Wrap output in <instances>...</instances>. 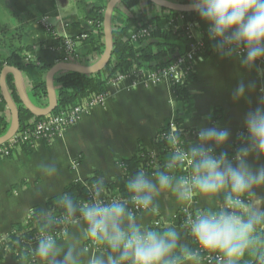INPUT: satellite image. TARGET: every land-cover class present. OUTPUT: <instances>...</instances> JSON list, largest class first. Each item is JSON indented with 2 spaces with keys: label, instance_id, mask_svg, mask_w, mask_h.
I'll return each mask as SVG.
<instances>
[{
  "label": "crops",
  "instance_id": "obj_1",
  "mask_svg": "<svg viewBox=\"0 0 264 264\" xmlns=\"http://www.w3.org/2000/svg\"><path fill=\"white\" fill-rule=\"evenodd\" d=\"M109 1L82 0L81 3L84 4L79 6L78 0H0V23L15 27L19 24V19H27L24 44L33 47L30 53L32 57L53 67L64 62L62 59L65 51L53 43L52 35L45 28V24L52 26L57 33L78 39L71 63L93 67L101 63L105 51L100 52L97 48L102 39L90 21L95 16L92 8L107 6ZM168 1L185 3L186 0ZM123 11L139 20L152 14L164 15L159 26L166 28L169 25L166 17L168 13L157 6H149L145 0L131 12ZM86 31H91L89 37L81 38ZM196 36H199L197 31ZM9 54L10 51L0 45V61ZM244 59L246 54L233 55L218 51L198 60L194 78L188 85L192 93V111L182 124L176 125V135L183 136L182 141L187 149L203 147L211 152L230 148L237 141L240 132L247 129L246 118L249 113H254L257 108H264V58L257 60L252 66L244 64ZM1 72L0 67V75ZM21 73L24 90L30 101L37 108H45L47 105L40 106L32 101L30 92L34 86L46 80L48 71L26 67ZM62 73L57 72L54 77ZM132 82L133 79L129 78L120 85L109 84L108 100L104 106L93 108L76 125L63 130L52 140L37 142L32 153L18 148L11 157L0 158V240L9 234L13 224L25 222L33 207L41 206L46 210V200L61 195L69 183L83 182L95 171L102 173L105 182L118 178L122 175L119 161L135 155L140 144L153 154L159 152L154 138L167 121H174L177 117L172 85L166 81L157 85L141 84L134 87ZM13 85L20 98L14 75ZM241 85L244 86V94L237 96V89ZM54 87L56 88L55 82ZM8 88L14 99L13 90L9 86ZM216 109L222 110V117L218 120L212 118ZM0 114L5 115L12 124V114L1 98ZM209 127L226 130L227 141L221 145L201 141L200 131ZM176 162L164 174L170 180V186L166 189L160 188L158 177L144 173L146 179L156 185V192L147 208L136 214L130 213L134 214V222L142 231L152 230L158 234H166L174 230L177 233V247L167 259H175L177 264H205L195 255L193 259L185 258L186 254H192L191 247L195 238L189 224L182 223L179 215L184 208L193 216L218 210L228 189L216 195L200 192L194 197V202L179 199L176 189L180 178L176 173ZM229 162L233 167L238 164L236 158ZM246 164L253 172L264 169V154L250 151ZM254 191L253 199L264 202V185L257 186ZM111 202L113 201L108 203ZM93 203L97 201L94 200ZM65 224L63 236L55 241L54 257L41 258L37 252L38 244L34 241L27 243L28 249L36 251V264H53V260L55 264H63L70 250L76 264H90L91 260L97 258L107 264L109 255L118 258L119 253L111 250L103 252L96 247L95 241L88 242L91 238L86 235L87 225L82 217ZM124 227L127 228V221L124 222ZM1 250L3 256L0 264H30L18 260L3 247Z\"/></svg>",
  "mask_w": 264,
  "mask_h": 264
},
{
  "label": "trees",
  "instance_id": "obj_2",
  "mask_svg": "<svg viewBox=\"0 0 264 264\" xmlns=\"http://www.w3.org/2000/svg\"><path fill=\"white\" fill-rule=\"evenodd\" d=\"M142 0H123L114 9L112 14V39L113 52L110 61L100 72L95 74H84L76 71H64L62 74L54 77L55 92L57 95L58 105L51 114H60L70 112L76 105L82 103L85 99L93 95L107 92L109 84L119 75H129L134 71H155L165 69L173 65L178 57L184 56L190 50V44L199 39L203 46L198 51L204 50L203 57H207L218 51H226L233 55H238L237 52L242 47H236L234 44H227L222 39H211L209 34L210 25L202 21L196 11L193 12H178L160 8L166 11L169 25L166 28L159 26V21L164 15L152 14L146 19L139 20L134 15L125 14L123 10L131 12L139 6ZM82 0H78L79 6ZM147 2V1H146ZM186 0L185 3H188ZM149 6L156 5L147 2ZM158 7V6H157ZM106 6H94L92 11L95 16L90 18L92 26L96 28L101 37V42L97 46L100 52L105 51L104 40V14ZM183 16L180 20L179 17ZM19 19V18H18ZM19 24L11 27L9 24L2 25L0 23V45L6 47L10 54L0 61V67L3 70L6 66L15 67L17 69L38 68L47 72L51 69V65L43 63L39 58L32 57L30 53L33 47L25 45L23 37L28 25L27 19H19ZM189 22H196V31L199 36L196 39H189L186 34V26ZM179 25V27L177 26ZM48 33L54 39L53 43L60 46L64 50L65 39L75 41V50L78 39L75 37H67L57 33L52 26L45 25ZM147 28V34H140L137 39H131L130 32ZM91 31H86L87 35ZM83 34V35H84ZM81 38H83L81 36ZM80 38V39H81ZM64 61V59H62ZM73 61V59H71ZM194 75L192 77V80ZM8 86L13 90L14 99L17 103L20 114V125L17 132H22L34 127V125L44 117L34 115L21 102L16 89L13 85V74L7 75ZM189 84L173 83L172 89L175 98V113L177 115L174 121H167L158 131L154 138L155 144L159 148V152L153 154L143 144L139 145L135 155L129 158H123L119 161L122 168V175L110 182L103 181L102 173L95 171L87 177L83 182L75 181L65 186L61 195L49 197L46 200V210L41 206L32 208L28 219L25 222L15 223L9 234L0 242V258L3 256L1 248L11 252L18 260L26 261L30 264H36V251L27 248L29 241H34L39 244L41 239L53 237L58 240V232L60 228L66 226V222H70L82 217L80 208L86 204H92L94 200L108 204L109 201L123 203L128 212L138 213L134 210L135 203L132 201L133 193L128 190V182L134 180L140 173H148L159 177L160 174H165L171 164L176 161L175 145L170 137L173 129V124H182L192 111V93L188 88ZM32 101L40 106L48 105V88L46 80L31 90ZM0 98L3 102L5 99L0 93ZM222 117V110L216 109L213 113V119L218 120ZM11 128V123L8 118L0 114V137L4 136ZM181 140L180 146L183 145V136H179ZM4 144H7L4 143ZM251 141L248 136L247 129L240 132L237 141L228 149L212 150L211 155L219 158L221 155H226V159L231 161L236 158L238 151L241 148H250ZM19 148L26 153H32L35 145L30 141H24L19 145ZM198 149V148H196ZM12 156V155H11ZM10 156V157H11ZM198 156L193 153V164L190 171L196 175L194 165L198 160ZM188 170V171H189ZM188 171L184 169L182 162H176V173L180 180L187 178ZM195 196L200 191L195 188ZM68 201H71L75 208L74 213H70L67 208ZM47 211V212H46ZM182 211V210H181ZM194 213L195 211L192 210ZM181 213V212H180ZM193 215V214H192ZM195 215V214H194ZM182 223H185L186 217L179 215ZM255 239L253 243L245 250L237 264H261L264 258V223L256 225ZM89 243L94 242L92 239ZM197 241L194 239L191 252L194 254V249L198 247ZM95 245L103 252H109L108 245L104 242H96ZM128 264V262H125Z\"/></svg>",
  "mask_w": 264,
  "mask_h": 264
},
{
  "label": "clouds",
  "instance_id": "obj_3",
  "mask_svg": "<svg viewBox=\"0 0 264 264\" xmlns=\"http://www.w3.org/2000/svg\"><path fill=\"white\" fill-rule=\"evenodd\" d=\"M190 7L210 25L211 39H222L246 51L244 64L252 66L264 58V0H191ZM244 91L241 85L237 89V96H243ZM246 126L251 147L238 151L236 167L226 159V155L216 158L210 154V149H193V153L199 157L194 165L196 175L190 181L180 180L176 189L181 200H191L193 187L205 195H216L228 189L218 210L198 214L188 221L191 234L198 244L206 251L222 254L226 264H237L238 258L244 255L255 239L256 225L264 223V206H261L264 202L253 199L254 189L264 185V169L253 172L246 164L250 151L264 154V108L249 113ZM199 139L221 145L227 141L228 132L216 127L204 128L199 133ZM175 158L186 157L178 153ZM158 183L162 189L170 186V180L164 174L159 175ZM127 187L133 193L132 201L141 208L151 204L156 192V185L146 179L143 172L130 180ZM67 208L70 213L75 212L71 201H68ZM80 212L87 225L86 235L93 241L106 243L112 252L119 253L118 258L109 255L107 264H177L175 259H167L177 247V233L174 230L166 234L142 231L134 222V214L128 212L123 203L116 201L86 204L80 208ZM125 221L127 228L124 227ZM37 252L43 259L54 257V239H41ZM185 258L195 257L194 254H186ZM63 264H76L71 250ZM90 264H105V261L97 258L91 260Z\"/></svg>",
  "mask_w": 264,
  "mask_h": 264
},
{
  "label": "built area",
  "instance_id": "obj_4",
  "mask_svg": "<svg viewBox=\"0 0 264 264\" xmlns=\"http://www.w3.org/2000/svg\"><path fill=\"white\" fill-rule=\"evenodd\" d=\"M180 20L183 19V16L179 17ZM46 25V24H45ZM47 26V25H46ZM179 27V25L177 24ZM196 22H189L186 26L185 34L186 36L194 40L196 39ZM148 29L142 28L138 30H132L130 32L131 39H137L140 34H147ZM87 35H82L85 38ZM64 62H72L73 53L75 49V41L71 39H65L64 41ZM203 46L202 42L197 39L196 42H192L190 44V50L184 56L178 57L176 62L168 68L158 69L155 71H144V70H136L132 74L129 75H119L115 79L112 80L111 84L120 85L122 82L126 81L129 78L133 79L132 86L137 87L139 85L151 86L157 85L163 82H170L171 85L173 83H183L190 84L192 81V77L194 75V68L199 59L203 57L204 50L198 54V51ZM238 55H245L246 51L243 48H240L237 52ZM108 100V93H99L91 96L88 99L82 101V103L76 105L70 112L60 113V114H49L45 116L44 119L37 122L34 127L31 129L16 132L8 141L7 144L0 145V158H8L12 155L13 151L19 148V145L24 141H30L34 145L39 141L44 140H52L63 130L76 125L80 119L86 115H88L91 110L95 107L104 106ZM177 126L173 124L172 133L170 135L174 145H175V153L183 154L185 159H176L178 162H182L184 165V169L188 171L193 164V150H188L185 146L181 147V140L179 136L176 135ZM183 143V142H182ZM184 145V143H183ZM193 172L188 171L187 180H191L193 177ZM195 187L192 188V198L190 201L194 202L195 197ZM144 208L139 207L135 204L134 210L139 212ZM181 215L185 214L186 220L188 223L189 219H195L196 216H193L188 209L181 211ZM180 217V216H179ZM156 225H159V222H156ZM160 226V225H159ZM64 234V228H60L58 232V237L61 238ZM53 238V237H52ZM58 238V239H59ZM54 239V238H53ZM54 241H56L54 239ZM1 242V240H0ZM198 243V242H197ZM198 247L194 249V255L204 261L205 264H226V258L216 252H209L204 250L199 244ZM264 264V258L262 263Z\"/></svg>",
  "mask_w": 264,
  "mask_h": 264
},
{
  "label": "water",
  "instance_id": "obj_5",
  "mask_svg": "<svg viewBox=\"0 0 264 264\" xmlns=\"http://www.w3.org/2000/svg\"><path fill=\"white\" fill-rule=\"evenodd\" d=\"M123 0H110L106 6L105 14H104V40H105V52L104 58L98 65L93 67H83L79 65H75L69 62H60L54 65L47 73L46 83L48 88V105L45 108H37L33 105V103L28 98L24 86L22 83V73L20 69L15 67L6 66L0 75V87L5 99V102L12 114V124L10 130L2 137H0V145L6 143L17 131L20 125V114L18 110V106L16 105L12 94L7 85V75L12 73L15 77L16 87L19 92L20 98L27 109H29L34 115L39 117H44L51 114L58 105L57 95L54 88V75L57 72L64 71H76L84 74H95L100 72L111 59L113 52V39H112V14L117 5ZM147 2H151L156 6L178 12H193L190 7V3H174L168 0H145Z\"/></svg>",
  "mask_w": 264,
  "mask_h": 264
},
{
  "label": "rangeland",
  "instance_id": "obj_6",
  "mask_svg": "<svg viewBox=\"0 0 264 264\" xmlns=\"http://www.w3.org/2000/svg\"><path fill=\"white\" fill-rule=\"evenodd\" d=\"M107 103V102H106ZM72 127V126H71ZM189 150V149H188ZM98 202V201H97Z\"/></svg>",
  "mask_w": 264,
  "mask_h": 264
}]
</instances>
